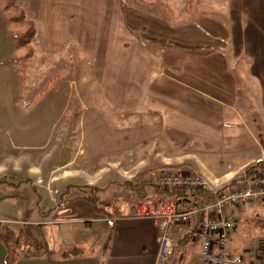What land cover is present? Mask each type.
<instances>
[{
  "label": "crops",
  "instance_id": "1",
  "mask_svg": "<svg viewBox=\"0 0 264 264\" xmlns=\"http://www.w3.org/2000/svg\"><path fill=\"white\" fill-rule=\"evenodd\" d=\"M14 1L36 24V51L101 52L102 91L135 116L134 127L146 139L141 155L119 165L132 172L129 178L190 162L218 184L264 158V0H180L176 7L164 0V13L142 4L151 0ZM0 2L7 17L17 12L5 10L7 0ZM230 158L235 164L220 171L217 162ZM9 177L0 173V206L23 208L20 190L31 178L16 183ZM35 183H26L33 189L26 192L37 194L31 198L39 214L10 219L0 213V230L25 225L38 239L22 241L14 264H160L157 215L112 217L110 231V223L99 225L98 218L45 221L42 196L51 188ZM199 197L189 193L173 200L188 209ZM236 220L232 251L263 243L261 200L236 208ZM66 227L68 233H56ZM99 227L101 235H94ZM189 230L188 224L169 229L175 253L168 264H208ZM8 248L0 239V264H10Z\"/></svg>",
  "mask_w": 264,
  "mask_h": 264
},
{
  "label": "rangeland",
  "instance_id": "2",
  "mask_svg": "<svg viewBox=\"0 0 264 264\" xmlns=\"http://www.w3.org/2000/svg\"><path fill=\"white\" fill-rule=\"evenodd\" d=\"M163 1L141 3L164 13ZM167 1L175 7L180 3ZM16 15L18 12L11 11L7 17L0 2V173H7L8 179L16 183L30 176L32 184L37 183L35 188H51L49 194L42 196L47 203L41 204L45 221L98 218L99 225L110 223V231L112 217L156 214L161 198L145 203L124 187L132 172H124L119 165L141 155L146 150V139L134 127L135 116L122 112L116 106V98L112 104L102 91L101 52L35 50L27 60L25 52L17 47L26 28L10 21ZM253 150L249 147V154H255ZM234 164L231 158L217 162L220 171ZM230 180L221 179L214 185L224 187ZM70 183L109 186L106 193L100 194L98 203L109 215L97 214L93 203L76 188L67 197L70 201L59 204L63 189ZM32 184L24 183L20 190L25 206H0L1 215L15 219L18 213H24V217L39 214L31 198L37 194L26 192L33 190ZM53 211L55 215L48 217ZM74 225L76 222L65 223ZM64 228L56 233H68L69 229ZM100 230L99 227L94 235H101Z\"/></svg>",
  "mask_w": 264,
  "mask_h": 264
},
{
  "label": "built area",
  "instance_id": "3",
  "mask_svg": "<svg viewBox=\"0 0 264 264\" xmlns=\"http://www.w3.org/2000/svg\"><path fill=\"white\" fill-rule=\"evenodd\" d=\"M152 183L162 189L191 188L199 197L191 208L181 209L173 199H160L157 213L160 264H168L174 251L170 228L190 225V237L201 246V259L208 264H264V241L234 252L230 242L237 231L236 208L254 200L264 203V158L252 163L237 178L238 185L225 189L212 185L202 173L191 169L152 172Z\"/></svg>",
  "mask_w": 264,
  "mask_h": 264
},
{
  "label": "trees",
  "instance_id": "4",
  "mask_svg": "<svg viewBox=\"0 0 264 264\" xmlns=\"http://www.w3.org/2000/svg\"><path fill=\"white\" fill-rule=\"evenodd\" d=\"M13 8L17 10L18 15L12 17L10 19L11 23H16L21 27H25L26 30L23 35L18 38L17 47L22 49L25 52V59H31L35 53V45L34 40L37 35V27L34 21L27 18L25 11L16 5L14 0H7L5 5V10ZM156 42H160L161 44L168 45H176L174 42H166L163 40H154ZM252 164L247 165L244 170L247 171L251 168ZM167 169L179 170L182 168H190L193 169V164L190 162H185L182 164H168L164 166ZM150 171L144 170L138 172L134 177L127 179L124 181V187L127 190H131L136 195V198L144 201L145 203H150L152 200L156 199H164V198H172L176 199V201L181 197L185 196L189 193L199 194L195 190L191 188H175L172 190L162 189L156 185H154L150 179ZM26 183H32L30 179L25 180ZM238 185V181L236 179L230 181L227 185L224 186L225 189L233 188ZM79 189L85 195V198L88 199L91 203H93L95 212L97 214L109 215L106 210H103L99 207L98 203L100 201V194L106 193L109 190V186L101 185L97 186L95 184H68L64 191L61 193L59 204L63 203L67 196L71 193L73 189ZM112 221V219L110 220ZM113 225V223H112ZM0 239H2L8 245V255L7 259L10 264H14L18 249L21 246L22 241L32 240L38 241L35 237L34 233L30 231L25 225L19 230L14 231L8 227H3L0 230ZM175 253V244L174 251ZM172 255V256H173Z\"/></svg>",
  "mask_w": 264,
  "mask_h": 264
}]
</instances>
